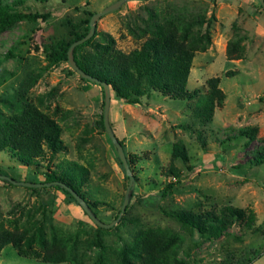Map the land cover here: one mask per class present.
<instances>
[{"label": "rangeland", "instance_id": "374dc122", "mask_svg": "<svg viewBox=\"0 0 264 264\" xmlns=\"http://www.w3.org/2000/svg\"><path fill=\"white\" fill-rule=\"evenodd\" d=\"M118 0H6L37 15L0 32V125L33 107L61 126L66 149L26 163L0 152V171L16 180L44 182L66 161L83 165L80 190L104 223L121 210L129 176L103 124L104 88L54 60L63 46L90 29L91 15ZM205 13L211 44L195 52L187 89L170 98L150 89L141 104L112 91L110 122L128 157L135 186L127 210L111 228L97 226L63 187L18 186L0 178V264H144V244L175 236L158 249L166 264H264V8L259 0H125L96 22L123 53L140 48L148 29L176 14ZM91 50L88 45L78 54ZM216 81L224 98L211 121L195 110ZM23 110V111H24ZM256 128L255 138L240 132ZM182 143L188 161L173 159ZM181 175V180L176 176ZM174 182L171 189L168 184ZM166 191V192H165ZM227 206L255 215L238 217L222 234L200 233L174 213L222 215ZM12 241H19L15 246Z\"/></svg>", "mask_w": 264, "mask_h": 264}, {"label": "trees", "instance_id": "16d2710c", "mask_svg": "<svg viewBox=\"0 0 264 264\" xmlns=\"http://www.w3.org/2000/svg\"><path fill=\"white\" fill-rule=\"evenodd\" d=\"M195 16L186 18L181 14H176L171 19L154 23L148 29L150 37L143 42L140 48L130 53L118 50L115 47V39L110 34H103V41L99 43H94L95 35H93L84 43L76 46L75 59L86 72L107 81L111 90L115 92L114 94L125 102L141 104V97L150 89L157 90L170 98H191L196 92L189 91L187 83L194 54L198 50L206 49L212 42L210 33L204 28L207 22L205 13H197ZM29 17L36 18L37 15L18 12L12 3L0 0V32L5 31L19 20ZM88 32L89 27L69 44L63 46L55 54L54 60H68L67 53L70 45L87 35ZM88 45H91L95 52L92 54L91 50H85L79 55L78 51ZM211 83L212 90L204 94L195 110V116L206 122L212 120L216 103L224 98L222 90L215 84L216 81L213 79ZM23 110L20 115L12 116L5 124L0 125V152L5 149L13 150L20 160L29 163L44 153V144L53 154L66 149L61 137V126L56 120L33 107ZM256 132V128H245L240 134L253 139ZM184 146L180 142L175 143L172 152L174 160L182 158L183 161H188V153ZM253 159L259 164L263 163L264 152L258 151ZM61 170L63 172L61 174L51 172L44 176V182L62 180L85 198L80 190L84 177L83 170H86L84 166L75 161H66ZM176 178L179 181L182 177L177 175ZM173 185L174 182L169 183L167 189H171ZM67 192L74 198L69 191ZM86 201L91 206L87 199ZM79 206L82 208L80 204ZM86 215L88 216L87 213ZM174 216L200 233L212 232L217 235L222 234L232 217L242 218L247 224H251L255 217L253 213L247 214L244 209L234 206H227L222 215L194 214L183 211L174 213ZM174 240L175 236L172 234L165 239L156 236L153 241L148 240L144 248L147 249L149 256L144 264H166L160 259L158 249L162 251V247L169 248ZM12 242L15 246H19V241ZM7 243H9L8 240L0 238V250ZM125 261V264H135L128 258Z\"/></svg>", "mask_w": 264, "mask_h": 264}, {"label": "water", "instance_id": "95a60500", "mask_svg": "<svg viewBox=\"0 0 264 264\" xmlns=\"http://www.w3.org/2000/svg\"><path fill=\"white\" fill-rule=\"evenodd\" d=\"M125 0H118L112 4H110L109 6H107L105 9H103L100 12H97L93 15H91V20H90V29L89 32L87 33V35H85L84 37H82L81 39H78L76 41H74L69 49H68V62L71 65L70 67H72L78 74H80L82 77L89 79L93 82H96L98 84H101L104 88V93H105V98H104V113H103V121H104V126L105 129L109 135V137L111 138V140L113 141L118 155L121 159V162L125 168L126 174L129 176V185L126 189V193L124 196V200H123V204L121 207V211L118 215V217L109 223H104L101 218L96 214V212L91 208V206L88 204V202L86 201V199L79 194L73 187H71L70 185H68L66 182L62 181V180H54V181H46V182H32V181H22V180H16L15 178L3 174L0 171V178L8 181L10 183H13L15 185L18 186H28V187H43V186H61L64 189H66L67 191H69L74 198L76 199V201L82 206V208L84 209V211L88 214V216L91 218V220L99 227H104V228H111L113 227L116 222H118L121 218L123 213L127 210L128 204L130 202V197L132 196V192L134 190V186H135V177L133 175V173L131 172V168L129 165V161H128V157L126 155V152L124 150V147L122 145V143L120 142V140L118 139L117 135L115 134L113 127L111 125L110 122V106H111V96H112V90L111 87L109 85V83L107 81H103L100 78L86 72L84 69H82L76 59H75V55H74V51L77 45L84 43V41L90 39L96 31V22L98 20V18H100L101 16H103L104 14H108V12L113 11L115 9H117ZM261 5L264 8V0H259Z\"/></svg>", "mask_w": 264, "mask_h": 264}]
</instances>
